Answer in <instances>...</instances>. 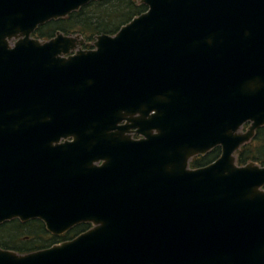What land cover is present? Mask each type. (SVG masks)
I'll use <instances>...</instances> for the list:
<instances>
[{
  "label": "water",
  "instance_id": "water-1",
  "mask_svg": "<svg viewBox=\"0 0 264 264\" xmlns=\"http://www.w3.org/2000/svg\"><path fill=\"white\" fill-rule=\"evenodd\" d=\"M96 1L0 0V225L90 224L0 264H264V166L236 162L264 126V0H139L90 50L32 37Z\"/></svg>",
  "mask_w": 264,
  "mask_h": 264
},
{
  "label": "trees",
  "instance_id": "trees-1",
  "mask_svg": "<svg viewBox=\"0 0 264 264\" xmlns=\"http://www.w3.org/2000/svg\"><path fill=\"white\" fill-rule=\"evenodd\" d=\"M147 10L139 0H98L90 2L67 17L50 21L36 29L37 39H51L60 32L64 36L79 35L87 43H93L101 34L114 35L118 30ZM91 46L89 45L88 48ZM246 126V125H245ZM220 155V148L210 150L203 157H194L190 168L206 166ZM236 162L243 166L254 162L264 166V126L259 128L254 138L236 152ZM90 224H79L61 236L48 233L43 222L33 219L28 222L11 220L0 225V248L21 254L51 247L71 240L87 231Z\"/></svg>",
  "mask_w": 264,
  "mask_h": 264
},
{
  "label": "rangeland",
  "instance_id": "rangeland-1",
  "mask_svg": "<svg viewBox=\"0 0 264 264\" xmlns=\"http://www.w3.org/2000/svg\"><path fill=\"white\" fill-rule=\"evenodd\" d=\"M45 40H47V39H45ZM13 42L14 41L12 40L11 43H13ZM85 44H86L85 42H84V44H82L81 49H83V50H90V49H92V43H87L86 47H85ZM89 45L91 46L90 48H88Z\"/></svg>",
  "mask_w": 264,
  "mask_h": 264
},
{
  "label": "flooded vegetation",
  "instance_id": "flooded-vegetation-1",
  "mask_svg": "<svg viewBox=\"0 0 264 264\" xmlns=\"http://www.w3.org/2000/svg\"><path fill=\"white\" fill-rule=\"evenodd\" d=\"M45 25V24H44ZM43 26V25H42ZM35 33H36V30H35V32L32 34V36H33V38H36L35 37ZM37 39V38H36ZM41 40H45V39H41ZM131 136H132V138L133 139H138L139 138V136L137 135V134H135V133H132L131 134ZM205 156V155H204ZM197 157H203V156H197ZM199 168V167H198Z\"/></svg>",
  "mask_w": 264,
  "mask_h": 264
}]
</instances>
